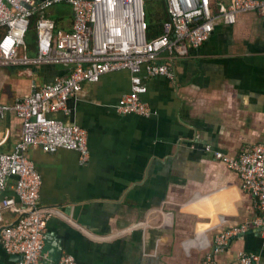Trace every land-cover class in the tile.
Instances as JSON below:
<instances>
[{
    "label": "crops",
    "instance_id": "obj_1",
    "mask_svg": "<svg viewBox=\"0 0 264 264\" xmlns=\"http://www.w3.org/2000/svg\"><path fill=\"white\" fill-rule=\"evenodd\" d=\"M46 16L57 29H70L68 5H55ZM160 57L170 63L173 77L145 79L140 98L149 117L115 109L130 89L128 70L82 82L66 101L67 114L50 113L86 130L84 163L73 150L28 148L42 179L40 203L52 210L41 264H58L63 255L76 264H202L216 233L249 223L256 214L254 198L214 153L235 156L264 141V17L238 14L234 24L216 25L201 47ZM30 70L0 66L2 103L29 94L32 82L42 85L65 75L68 66L39 64ZM20 132L21 120L7 112L0 151L13 150ZM3 193L15 197L10 187ZM16 216L5 210L3 222ZM261 243L258 230L249 228L214 264H234L240 251L257 254L264 264ZM18 260L0 242V264Z\"/></svg>",
    "mask_w": 264,
    "mask_h": 264
},
{
    "label": "built area",
    "instance_id": "obj_2",
    "mask_svg": "<svg viewBox=\"0 0 264 264\" xmlns=\"http://www.w3.org/2000/svg\"><path fill=\"white\" fill-rule=\"evenodd\" d=\"M166 20L162 34L146 39L144 0H0V66H23L30 74L39 64L68 66L65 75L51 82L31 84L30 93L9 104L0 101V124L7 112L21 120V132L13 150L0 151V242L6 253L16 254V264H41L47 221L51 208L40 203L41 175L27 156L30 147L46 152L73 150L79 163L88 158L86 130L50 116L68 113L67 99L81 90L82 82H96L108 72L128 70L130 89L115 105L120 114L149 117L151 111L141 100L145 79L165 76L172 79L168 57L183 56L189 48H199L218 24L232 25L236 16L252 12L264 17L263 0H228L216 7L212 0H162ZM66 4L71 11L68 31L57 29L46 16L53 6ZM33 21L35 49L28 53L26 34ZM240 180V187L255 201L256 214L250 222L234 224L213 237L212 249L202 264H214L232 240L256 228L264 247V141L245 148L235 156L215 152ZM7 187L14 196L4 195ZM16 199L18 203L16 202ZM16 213L6 224L3 212ZM58 264H76L63 255ZM234 264H260L257 254L240 251Z\"/></svg>",
    "mask_w": 264,
    "mask_h": 264
},
{
    "label": "trees",
    "instance_id": "obj_3",
    "mask_svg": "<svg viewBox=\"0 0 264 264\" xmlns=\"http://www.w3.org/2000/svg\"><path fill=\"white\" fill-rule=\"evenodd\" d=\"M162 1V0H161ZM162 15L150 14L149 11L145 10V19L147 23L146 39L152 40L160 34H162V24L166 20V10L162 1ZM35 31L33 28V21L31 22L30 28L26 34V41L30 42V46L34 44Z\"/></svg>",
    "mask_w": 264,
    "mask_h": 264
},
{
    "label": "rangeland",
    "instance_id": "obj_4",
    "mask_svg": "<svg viewBox=\"0 0 264 264\" xmlns=\"http://www.w3.org/2000/svg\"><path fill=\"white\" fill-rule=\"evenodd\" d=\"M144 9L148 10L150 14H157V15H162V1L161 0H144ZM52 19L55 18V14L53 16H51ZM26 40V39H25ZM26 45L28 46V53H30L31 51H34L35 49V44H33L32 46H30V42L26 41ZM21 79H26V75L23 74V76L20 77Z\"/></svg>",
    "mask_w": 264,
    "mask_h": 264
}]
</instances>
